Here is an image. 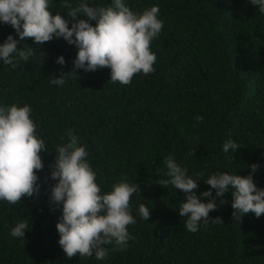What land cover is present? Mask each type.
Returning a JSON list of instances; mask_svg holds the SVG:
<instances>
[{
  "label": "trees",
  "instance_id": "trees-1",
  "mask_svg": "<svg viewBox=\"0 0 264 264\" xmlns=\"http://www.w3.org/2000/svg\"><path fill=\"white\" fill-rule=\"evenodd\" d=\"M68 2L75 7L80 0ZM124 2L138 13L158 5L164 25L150 47L155 71L134 75L128 85L112 83L107 67L74 69L78 49L63 38L43 45L26 38L18 47H31L33 54L16 68L0 60V105L28 104L36 135L47 148L37 172L39 194L17 204L0 200V264H264V215L234 219L228 192L227 202L219 204L217 197L218 208L209 214L223 223L201 222L198 231L189 232L178 209L185 194L158 184L169 179L164 160L173 156L198 181L197 194L210 189L204 180L224 172L251 173L264 189V14L250 0ZM61 3L51 0L49 10L64 15L71 27ZM9 34L19 39L15 29L0 22V43ZM60 55L63 65L57 63ZM72 71L77 74L67 76L62 86L50 83L53 75ZM69 129L87 146L102 193L124 176L141 188L130 200L137 222L128 231L135 239L122 250L107 245L112 250L105 260L68 258L58 243L62 205L49 199L56 183L50 165L57 146L68 142ZM229 139L241 145L234 153L223 151ZM253 163L259 165L254 173L248 167ZM140 204L151 208L148 221L139 215ZM21 221L29 223V230L24 239L14 238L11 229Z\"/></svg>",
  "mask_w": 264,
  "mask_h": 264
},
{
  "label": "clouds",
  "instance_id": "clouds-1",
  "mask_svg": "<svg viewBox=\"0 0 264 264\" xmlns=\"http://www.w3.org/2000/svg\"><path fill=\"white\" fill-rule=\"evenodd\" d=\"M250 3L264 14V0H250ZM50 4L51 0H0V22L10 25L19 37L16 39L9 34L0 43V60L5 65L16 68L20 61H29L33 49L18 47L26 38L37 45L63 38L78 49L74 69L89 72L107 67L114 84L128 85L134 75H149L155 71L156 55L150 47L164 26L158 18V5L138 13L124 0H111L108 6H92L87 0H80L75 7L68 0H62L60 6L68 9L72 21L69 27V19L61 13L53 14ZM78 15L86 19H77ZM90 21H95V25ZM57 63H65L62 55L57 57ZM73 74L77 73L53 75L50 83L62 86L65 78ZM31 111L28 104L0 105V200L9 204L38 195L40 190L37 172L44 167L41 153H47V148L45 141L36 135L37 126L30 118ZM202 119L196 117L198 122ZM66 135L68 142L57 146L55 163L50 165L51 179L56 183L50 187L49 199L53 205H62V215L56 224L58 243L68 258L95 255L97 260H105L112 250L107 245L122 250L129 240L135 239L128 231V226L137 222L131 214L130 200L134 194L141 193V188L139 183H130L124 176L110 192L102 193L96 182L97 173L87 160V146L80 144L73 130L69 129ZM240 147L229 139L224 142L223 151L234 153ZM164 163L169 179L158 184L163 187L171 184L185 194L178 209L180 216L186 217L189 232L198 231L201 222L205 226L209 222L223 223L221 217L210 218L209 214L218 208L217 197L219 204L227 202L225 194L228 192L233 198L234 219L241 220L249 213L256 217L264 215V189L257 187L251 173L247 176L227 172L213 174L204 180L210 189L197 194L198 181L187 174L186 168L173 156L166 157ZM248 167L254 173L259 165L253 163ZM212 189H215V196ZM150 209L139 205L141 219L149 220ZM26 230H29V223L21 221L10 234L24 239Z\"/></svg>",
  "mask_w": 264,
  "mask_h": 264
}]
</instances>
